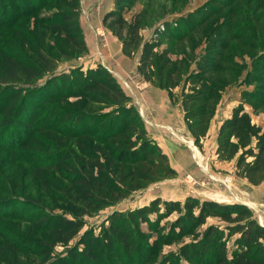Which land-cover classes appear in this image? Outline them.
I'll return each mask as SVG.
<instances>
[{
	"label": "trees",
	"instance_id": "obj_1",
	"mask_svg": "<svg viewBox=\"0 0 264 264\" xmlns=\"http://www.w3.org/2000/svg\"><path fill=\"white\" fill-rule=\"evenodd\" d=\"M213 4L217 11L215 16L212 8L206 6L182 19L176 29L160 34V41L144 44L138 20L129 23L116 10L104 17V25L122 42L126 56L132 58L142 48L138 71L146 82L167 91L170 97L175 89L195 84L189 94H184L182 106L189 132L198 147L208 136L216 115L221 98L219 85L233 81V74L239 68L232 44L240 42V32L250 37L245 43L248 47L252 42L250 51L257 49L256 42L264 39V0ZM45 5L60 9L39 20L43 27L54 29L59 35L54 40L55 47L46 41L47 35L38 31L22 33L23 25L18 23ZM80 9V0H1L0 29H13V42L28 47L34 57L28 60L20 51L5 61L0 76V130L4 136L13 135L10 142H0V148L30 147V138L25 139L22 134L29 133L32 128L40 130L41 124L35 122V111L51 100H65L74 95L88 102L115 107L116 113L111 118L108 114L84 110L67 111L62 118L69 119V123L58 132L59 137L69 140L92 137L93 142L85 145L80 155H75L59 140L49 139L38 149L47 153L38 155L29 168L28 175L35 170L64 164L70 170L65 176L69 188L61 189L64 195L60 198L77 216H84L113 206L155 183L175 179L178 173L169 157L149 137L132 99L106 69L98 66L85 73L81 66L56 73L59 57L72 58L74 54L87 52ZM221 15L224 20L215 25ZM165 39L172 43L167 49L157 51ZM200 50L205 53L200 55ZM55 52L56 57L52 56ZM194 61H197L195 72L189 74ZM254 66L264 71V51L255 58ZM44 79L46 83L38 85L37 81ZM262 80L264 77L256 76L251 82ZM81 81V89L75 91V84ZM107 120H110L108 125ZM49 127L56 128L55 123ZM96 132L102 133L94 137ZM216 154L222 161L236 160L237 176L250 185L259 187L264 183V130L253 123L242 106L235 108L232 117L222 123ZM16 203L31 208V215L46 225L50 246L57 242L67 243L82 228L80 220L63 219L53 225L55 215L38 217L39 211L47 212L40 202L20 200L11 194L0 201L3 209L9 210L5 211L6 216L20 215L14 210ZM154 215L160 222L176 216L167 226V242L176 243L187 236L195 238L184 243L176 253L166 256L162 264H264V226L251 209L241 204H220L195 197H188L184 202L157 198L135 212H117L111 227L101 237L95 238L88 233L83 242L88 250H98L103 259L112 261L118 252L132 249L130 257H122L123 262L151 264L150 249L142 241L149 233L141 226L148 224L149 228L157 229L160 225L150 219ZM211 217L221 218L224 225H210L202 233L196 232Z\"/></svg>",
	"mask_w": 264,
	"mask_h": 264
},
{
	"label": "rangeland",
	"instance_id": "obj_2",
	"mask_svg": "<svg viewBox=\"0 0 264 264\" xmlns=\"http://www.w3.org/2000/svg\"><path fill=\"white\" fill-rule=\"evenodd\" d=\"M228 1L230 0H80V24L87 52L74 54L72 58L59 57L57 60L59 69L56 73L60 70L68 71L81 66H83L86 73L90 69L101 66L114 77L123 91L133 99L134 91L141 92L144 89V85L154 87L146 82L138 71L142 48L134 57L126 56L122 42L104 25L105 15L116 10L129 23H134L138 20L140 22V36L144 44L150 41H160V34L170 29H176L182 19L195 14L199 9L203 10L206 6L207 9L212 8L211 11L215 16L217 11L213 8V3ZM38 9L33 16L24 17L18 21L20 25H23L22 33L31 34L32 30L38 31L41 35H47L46 41L52 43L51 47H55L56 44L53 45L54 40L59 35L54 29L43 27L39 20L42 17L49 16L51 13L59 12L60 9L55 5H45L43 8ZM224 18L221 15L215 25L221 23ZM98 19L99 24L97 22ZM90 23L93 24V31L89 25ZM168 25H170L169 28ZM85 33L90 40H94L96 49L104 51V54L106 52L111 54L113 45L114 48L121 49L122 54L125 56L124 58L127 59V65L133 70L130 72L131 76L129 79H118L104 65L97 63L96 57L90 55L87 43L88 37H86ZM239 35L242 36L240 37V42L232 44L234 52H236V62L239 68L233 74L235 76L233 81H225L219 85L221 98L216 115L210 124L212 132L202 141L201 147L195 144V140L189 132L182 106L184 94H189L195 84H189L185 88L183 85L175 89L172 97L167 91L162 90L166 93H164L166 109L148 114L149 117L159 118L158 124H164L159 129V132L171 136L181 149L188 151L192 162L195 164L194 167L207 173L205 176L196 175L193 172L180 177L177 172L178 177L175 179L155 183L146 189L135 192L129 198L113 206L99 209L89 215L77 216L74 210L63 203L60 198L64 195L61 189L69 188V183L65 176L69 175L70 170L64 164H57L48 169L35 170V172L28 175L29 168L33 165L34 160H37L38 155L47 153L44 149L42 152H39L38 149H42L46 145L45 142L49 139L59 140L66 149L75 155H80V151L85 145H90L93 142L92 137H82L77 140L59 137L58 132L61 133L65 129V125L69 123V119L65 120V118H62L66 116L67 111L84 110L93 114H108L111 118L113 113L115 115L116 108L107 104L88 102L84 98L70 95L65 100L46 102L39 110H36L35 122L41 124L39 125V127L41 126L40 130L32 128L29 133L22 134L25 139L30 138L31 146L28 148L19 147L16 150L0 148V201L11 194V196H15V198L20 200L30 199L40 202L47 212L39 211L38 217L43 218L45 215L48 216L49 213L55 215L53 225L63 219L80 220L82 228L74 236H71L67 243L57 242V244L50 246L48 242L50 233L46 232V225H42L36 216L31 215L33 213L30 211L31 208H24L16 203L14 210L20 215L6 216L5 211L9 210L3 209L0 205V264H126L122 261V257L123 259L130 257L132 249L127 252H118L117 257L110 261L108 258H101L98 250H88L83 238L88 233L95 238L101 237L104 231L111 227V220L115 213L135 212L144 206H149L157 198L177 200L170 198L181 199L183 197V200L178 201L184 202L188 197H195L203 201H215L220 204L246 205L253 211L258 222L264 226V183L259 187L250 185L247 180L237 176L236 160L222 161L216 154L220 127L224 121L232 117L235 108L242 106L245 113L251 116L253 123L264 130V80L259 83L251 82L256 76L264 77V71L254 66L255 58L258 57L260 52L264 51V39L256 42L257 49L250 51L252 42H250L248 47L245 45L250 40V37L242 32ZM1 36L4 37L1 38ZM14 36L13 29H0V76L4 71L5 61L14 53H20L21 51L28 60L34 57L28 47H20L18 42H13ZM18 41L21 42V39ZM171 43V41L165 39L162 47L157 49V51L161 52L167 49ZM199 53L200 55L204 54L205 50H200ZM52 56L56 57L58 54L55 52ZM196 62L194 61L189 74L195 72ZM135 63L137 64L136 69H134ZM46 81L47 79L37 82L38 85L42 86ZM81 83L82 81L75 84V91L76 89H81ZM199 87L200 85H196V88ZM78 96H80L79 93ZM132 105L139 111L133 102ZM139 113L141 115L140 111ZM58 115H61V117L58 118ZM141 117L146 132L155 141L154 136L149 131L150 129L153 132L155 129L153 130L146 123L142 115ZM109 122L110 120H107L105 123L108 125ZM214 122L215 124H213ZM52 123H55L56 128L51 130L49 126ZM169 123L173 124V126H167ZM164 126L166 127L164 128ZM174 127L175 129H173ZM185 130L189 132V135L184 132ZM101 133L96 132L94 137H99ZM12 135L10 133V135L4 136L0 130V142L4 140L10 142ZM205 143L206 145H204ZM156 144L163 151L161 144L159 142H156ZM213 144L215 145L214 148ZM208 149L211 150L210 152L215 151V158L210 159L209 162L204 161L202 163L203 158H201L199 152L204 153ZM231 169L232 171L230 172L229 170ZM37 175L41 176L38 177ZM175 217L173 215L160 222L157 220L158 216L154 215L150 219L153 223L157 222L160 225L157 229L149 228L148 224L141 226L144 231L149 233V236H144L142 241L150 249L151 256L149 255V259L152 262L151 264H162L166 256L176 253L184 243L195 240L193 236H187L176 243L167 242V226ZM210 225L222 226L224 221L218 217H211L205 225L198 227L196 232L202 233Z\"/></svg>",
	"mask_w": 264,
	"mask_h": 264
},
{
	"label": "crops",
	"instance_id": "obj_3",
	"mask_svg": "<svg viewBox=\"0 0 264 264\" xmlns=\"http://www.w3.org/2000/svg\"><path fill=\"white\" fill-rule=\"evenodd\" d=\"M98 24H99V19H98ZM91 26V29L93 28V24H89ZM93 31V29H92ZM86 34V33H85ZM86 37L87 34H86ZM92 37V35H91ZM88 43V48L90 50V55L93 57H96V60L98 61L97 63H101L104 65L109 71H111L118 79H129L131 76V73L133 70L127 65L126 63V58L122 54L121 49L114 48L113 45V50L111 54H104V51L97 50L96 46L94 44V40H90L88 37L87 40ZM114 44V43H113ZM116 49V50H115ZM137 64L135 63L134 69H136ZM143 88V87H142ZM164 91L155 89L151 85H144V89H142L141 92L134 91V96L132 97V102L134 105L139 109L141 112V115L145 119L146 123L153 128V132L149 129L151 135L154 136V139L156 142H159L161 144V147L164 151V153L169 157L172 166L176 170V172L179 173V176L182 177L188 173L192 174L193 172L196 173V175H202L205 176L207 173H204V171L199 170L197 167H194V162H192V159L189 155L188 151H184L177 145V142L174 138H172L169 135H166L165 133L162 134L160 133L159 129L163 127L164 124H158L159 118H153L149 117L148 114L152 113H157L160 112L161 110L163 111L166 109V102L164 101ZM166 94V93H165ZM170 104V103H169ZM170 109V108H169ZM157 117V116H156ZM215 124V122L213 123ZM173 126V124L169 123L167 126ZM216 126V125H215ZM166 126H164L165 128ZM162 128V129H164ZM175 129V127L173 128ZM159 132V133H157ZM189 135V132L186 130L184 131ZM212 132V128L209 131V134ZM185 138V137H184ZM186 139V138H185ZM206 145V143L204 144ZM215 145L213 144V148ZM211 150L208 149L207 152L200 153L201 158H203L202 163L204 161H210V159L215 158V151L210 152ZM196 153V152H195ZM204 154V155H203ZM199 163V162H198ZM203 166V165H202ZM208 166V165H207ZM206 168L208 169V167ZM210 166V165H209ZM230 172L232 171L229 170ZM209 172V170H208ZM170 199H177V200H183V197L180 198H170ZM185 199V197H184Z\"/></svg>",
	"mask_w": 264,
	"mask_h": 264
},
{
	"label": "water",
	"instance_id": "obj_4",
	"mask_svg": "<svg viewBox=\"0 0 264 264\" xmlns=\"http://www.w3.org/2000/svg\"><path fill=\"white\" fill-rule=\"evenodd\" d=\"M244 206H246V205H244Z\"/></svg>",
	"mask_w": 264,
	"mask_h": 264
}]
</instances>
